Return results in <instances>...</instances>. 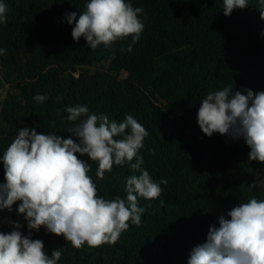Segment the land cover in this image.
<instances>
[{
	"label": "trees",
	"instance_id": "16d2710c",
	"mask_svg": "<svg viewBox=\"0 0 264 264\" xmlns=\"http://www.w3.org/2000/svg\"><path fill=\"white\" fill-rule=\"evenodd\" d=\"M1 2L7 10L0 23V49L6 50L0 76L10 90L0 98V157L23 127L69 138L74 122L65 109L80 105L111 121L133 116L148 132L138 152L142 169L156 183L167 181L158 198L138 197L145 209L141 223L129 221L115 244L77 249L43 227L32 231L46 255L62 251L57 264H187L220 215L253 196L264 200V189L248 187L257 177L264 180V164L248 159L246 143L219 133L205 136L197 122L209 92L229 86L243 94L264 92L259 0H248L247 8L230 16L224 15L223 0H125L143 9L139 40L129 36L95 49L83 37L73 40L75 23L66 15L78 19L90 0ZM38 94L47 99L37 102ZM79 158L90 164L100 197L126 200V180L138 174L129 163L113 165L99 179L98 163ZM4 175L0 160V184ZM19 203L0 211V218L9 219L7 233L19 222L29 235L16 213Z\"/></svg>",
	"mask_w": 264,
	"mask_h": 264
},
{
	"label": "clouds",
	"instance_id": "9594fccd",
	"mask_svg": "<svg viewBox=\"0 0 264 264\" xmlns=\"http://www.w3.org/2000/svg\"><path fill=\"white\" fill-rule=\"evenodd\" d=\"M223 3L225 16L234 9L248 7V0ZM259 3L260 18L264 20V0ZM6 10L0 2V23L6 22ZM142 12V8H133L125 0H90L78 19L76 13L66 15L69 24L75 23L73 40L83 37L95 49L129 36L133 43L138 41L144 29L139 19ZM5 51L0 49V55ZM127 51H132L131 44ZM245 92L233 91L230 86L209 92L197 113L198 126L208 137L219 133L233 140L242 139L250 149L248 159L264 164V92ZM34 99L42 103L47 97L38 94ZM65 110L67 120L74 122L68 130L69 138L23 127L0 157L6 181L0 184V211H11L19 201L18 214L24 217L29 230V235H23L21 224L13 222V231L0 232V264H57L62 251L57 248L49 257L42 240L31 237V232L41 227L63 236L77 249L85 244H115L129 228V221L141 223L145 209L138 206V197L156 199L162 192L160 184H167L166 180L156 183L142 169L143 157L138 152L148 132L133 116L116 122L106 115L89 114L86 106ZM77 154L98 163L99 179L113 165L129 163L138 174L126 180V200L100 197L88 174L90 164ZM248 187L264 189V180L257 177ZM187 264H264V200L253 196L220 215L218 226H210L206 242L191 250Z\"/></svg>",
	"mask_w": 264,
	"mask_h": 264
},
{
	"label": "rangeland",
	"instance_id": "374dc122",
	"mask_svg": "<svg viewBox=\"0 0 264 264\" xmlns=\"http://www.w3.org/2000/svg\"><path fill=\"white\" fill-rule=\"evenodd\" d=\"M1 1L2 0H0V2ZM0 86H1L0 87V98L5 99L7 97V93L10 89L7 87L6 83L4 82V80L2 79L1 76H0ZM8 146H9V143H8L7 147ZM16 213H17V215H19L18 212H16ZM9 226H10V224H9L8 218H0V232L7 233L6 229L9 228Z\"/></svg>",
	"mask_w": 264,
	"mask_h": 264
}]
</instances>
